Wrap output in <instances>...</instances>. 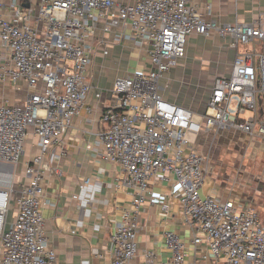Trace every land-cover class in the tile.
Listing matches in <instances>:
<instances>
[{"label":"built area","instance_id":"1","mask_svg":"<svg viewBox=\"0 0 264 264\" xmlns=\"http://www.w3.org/2000/svg\"><path fill=\"white\" fill-rule=\"evenodd\" d=\"M212 10L208 5L200 12L194 0H0V85L25 81L31 88L23 103H0V264H60L42 213L45 152L57 145L60 160L72 118L91 91L96 98L103 94L91 73L100 22L116 42L149 48L151 60L146 70L115 80L116 101L102 112L103 127L88 145L120 166L121 183L136 194L117 222L110 264H136L140 210L153 180L166 181L179 197L192 244L204 252L187 262L186 242L168 230L171 259L147 251L144 264H264V221L251 203L241 208L232 198L203 193L208 156L196 145L200 133L212 129L264 138V14L249 23L218 24L208 18ZM214 32L230 36L231 47H254L240 53L227 74L213 78L206 110L198 115L165 99L159 79L187 55L191 35ZM28 143L40 152L25 156ZM11 205L15 215L8 221ZM160 206L170 209L165 202Z\"/></svg>","mask_w":264,"mask_h":264},{"label":"crops","instance_id":"2","mask_svg":"<svg viewBox=\"0 0 264 264\" xmlns=\"http://www.w3.org/2000/svg\"><path fill=\"white\" fill-rule=\"evenodd\" d=\"M118 2L134 4L136 0ZM194 3L200 12L211 5L213 10L208 18L217 20L218 24L249 23L264 14V0H194ZM103 40L107 43L106 55L103 54ZM94 43L96 52L91 66L92 85L103 94L101 98H96L95 91H91L81 114L72 118L71 126L64 137L65 154L62 158H55L60 151L57 145L51 146L45 152L46 173L42 181L45 202L42 213L46 235L57 252L60 264H110L113 260L112 237L117 222L121 219L122 209L131 207L136 197L133 188L121 183L120 166L97 155L88 145L94 144L97 133L103 127L102 112L116 101L112 92L115 80L135 70L144 71L149 68V48L136 42H116L113 34L103 31V22L98 26ZM230 44V36L221 37L216 32L209 35H191L187 43V55L178 59L177 64L159 79L162 96L171 102L194 109L192 98H195V85L198 84L200 88L206 82L205 78L214 74H227L235 58L254 47V44H239L234 48ZM0 89L4 90L0 103L5 98L23 103L31 90L25 81L17 84L10 81L0 85ZM206 106L207 102H204L198 115L205 112ZM230 136L240 141L260 138L251 139L241 131L212 129L202 131L196 145L205 153L207 144L211 145L219 138ZM39 152L38 145L28 143L25 156ZM88 178H92V181L80 188V184ZM202 191L222 199L232 198L241 208L252 204L245 192H237L219 184L209 169L206 171ZM74 194L78 197L73 198ZM162 202L170 205L168 211L162 210ZM139 216V255L135 260L136 264H144L147 251H155L161 261L171 259V252L164 240V233L168 230L178 232L186 242L187 262H193L204 252L202 246L195 249L192 244L194 234L185 221L179 197L166 181L156 183L153 180L152 195L142 206ZM202 264L225 263L221 260H205Z\"/></svg>","mask_w":264,"mask_h":264},{"label":"rangeland","instance_id":"3","mask_svg":"<svg viewBox=\"0 0 264 264\" xmlns=\"http://www.w3.org/2000/svg\"><path fill=\"white\" fill-rule=\"evenodd\" d=\"M217 75H211L210 79L205 78L206 82L200 88L198 84L195 85V98H192L195 107L192 111L196 114L201 113L204 102L208 101L212 80ZM189 86L191 89L192 85ZM3 91L0 89V98ZM205 147L208 156L207 169L215 180L224 187L245 192L264 221V138L240 141L231 136L222 137ZM14 215L15 208L11 205L7 220H13Z\"/></svg>","mask_w":264,"mask_h":264}]
</instances>
